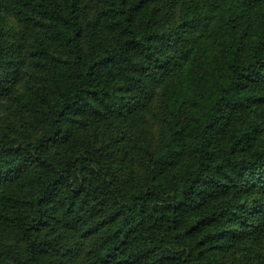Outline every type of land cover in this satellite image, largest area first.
I'll return each instance as SVG.
<instances>
[{"label": "trees", "instance_id": "trees-1", "mask_svg": "<svg viewBox=\"0 0 264 264\" xmlns=\"http://www.w3.org/2000/svg\"><path fill=\"white\" fill-rule=\"evenodd\" d=\"M0 264H264V0H0Z\"/></svg>", "mask_w": 264, "mask_h": 264}]
</instances>
